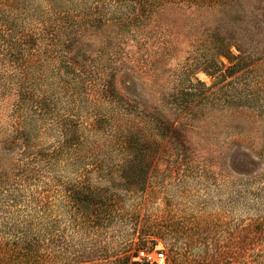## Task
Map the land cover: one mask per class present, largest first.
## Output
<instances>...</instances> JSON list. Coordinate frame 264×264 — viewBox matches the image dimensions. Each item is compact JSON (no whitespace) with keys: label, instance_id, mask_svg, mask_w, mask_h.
I'll return each instance as SVG.
<instances>
[{"label":"rangeland","instance_id":"1","mask_svg":"<svg viewBox=\"0 0 264 264\" xmlns=\"http://www.w3.org/2000/svg\"><path fill=\"white\" fill-rule=\"evenodd\" d=\"M26 5L0 13V264H243L264 177V0ZM214 47L243 67L204 71ZM88 191L125 217H79ZM141 231L164 239L127 248Z\"/></svg>","mask_w":264,"mask_h":264},{"label":"trees","instance_id":"2","mask_svg":"<svg viewBox=\"0 0 264 264\" xmlns=\"http://www.w3.org/2000/svg\"><path fill=\"white\" fill-rule=\"evenodd\" d=\"M23 0H0V13L3 14H11L13 11L17 10L19 8L27 9L28 6L26 5V0L23 1V3H20ZM20 4V7H19ZM3 25V24H2ZM1 25V26H2ZM4 32V29L0 28V33ZM239 52L238 55L233 54L230 50V48H225V50H220L214 47L212 49V52L207 59V64L203 68L204 71L207 73L211 72L214 73L216 71L215 67L217 68L216 64L219 63V57H227L229 61H235L236 67L235 68H242L244 65V52L237 49ZM210 73V74H211ZM212 75V74H211ZM200 83V81H198ZM130 128V126H129ZM128 128V129H129ZM131 130H128V133H130ZM133 140L128 138L127 140H122L120 146H127V149H132L133 145H135V142H132ZM130 177L126 178L130 185H128L129 189L128 192H134V189L131 188L132 180ZM47 191V190H46ZM141 191V192H140ZM44 192V191H43ZM47 193V192H46ZM139 193H143V190H139ZM252 195V196H251ZM252 197V203L251 204V213L244 218V255H243V264H264V177L261 179V181L258 184V187L256 188L255 192H252L250 194ZM48 196H45L42 198L44 204L42 205L43 209L46 210L48 208L49 200L47 198ZM74 204L76 205V208L78 209L79 217L81 218H106L107 220L109 218H124L126 214V210L122 208V204L119 197L114 196L111 193H106L104 195H100L97 192L88 191L86 193L79 192L78 195H76L73 198ZM97 201V202H96ZM140 205L135 206L134 211L138 212V208ZM98 215V216H96ZM124 215V217H123ZM95 216V217H94ZM138 216V215H137ZM126 222L123 220L121 221V224L124 225ZM138 224L139 221L136 220L132 225L133 231L138 230ZM134 235V234H133ZM159 239H164L162 236H158L155 233H152L150 231L144 232L141 231L137 238V242H135V236L133 239L130 240L129 244L127 245V248L131 249L134 245H136V250H144L147 248L148 243H154L155 241ZM138 253L124 255L121 257L118 261L119 264H145L140 263L137 261H133L132 257H137ZM230 257L228 254H224V256L221 259H224L225 261L228 260ZM192 264L191 262H189ZM197 264H213L211 263V260L207 258H202L200 261H195ZM170 264H178V259L175 257L170 260Z\"/></svg>","mask_w":264,"mask_h":264},{"label":"built area","instance_id":"3","mask_svg":"<svg viewBox=\"0 0 264 264\" xmlns=\"http://www.w3.org/2000/svg\"><path fill=\"white\" fill-rule=\"evenodd\" d=\"M145 257H147L150 262L153 261L150 256H145L144 253H141L139 255L138 259L143 260V259H146ZM155 261L157 263H159V264H162L165 261V255H164V253H162V252L161 253H158L157 254V258L155 259Z\"/></svg>","mask_w":264,"mask_h":264}]
</instances>
